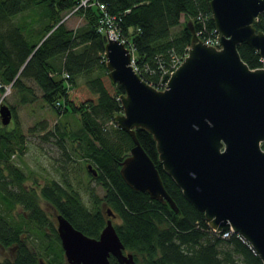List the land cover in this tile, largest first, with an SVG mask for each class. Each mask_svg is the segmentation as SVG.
<instances>
[{
    "label": "trees",
    "instance_id": "16d2710c",
    "mask_svg": "<svg viewBox=\"0 0 264 264\" xmlns=\"http://www.w3.org/2000/svg\"><path fill=\"white\" fill-rule=\"evenodd\" d=\"M82 1L0 0V98L10 85L20 103H31L35 92L26 83L30 81L50 110L76 116L79 129L73 137L57 126L48 135L60 138L65 159L78 157L96 171L93 176L87 169V175L103 187L104 195L99 199L89 191V210L64 176L62 182L34 180L27 185L29 175L12 161L24 152L25 140L16 111L8 106L13 125L0 122V252L7 253L0 256V264H40V260L62 264L55 214L98 238L108 209L119 220L115 230L124 249L140 256L142 264H262L236 235L222 239L212 234L203 213L183 197L163 170L147 130L135 129L137 140L154 162L178 212L165 201L133 190L120 175L133 141L122 128L113 126L115 116L122 113L124 90L111 80L106 67V18H113L119 39L132 51L138 75L158 88L191 45L189 23L200 40L215 37L209 0ZM70 11L83 19L74 30L60 22ZM254 26L264 32V13ZM238 52L249 68L262 67L258 52L247 44L238 45ZM73 91L79 100L72 97ZM67 139L71 147L66 152L63 142ZM42 201L53 210V220ZM110 264L118 263L111 258Z\"/></svg>",
    "mask_w": 264,
    "mask_h": 264
},
{
    "label": "water",
    "instance_id": "95a60500",
    "mask_svg": "<svg viewBox=\"0 0 264 264\" xmlns=\"http://www.w3.org/2000/svg\"><path fill=\"white\" fill-rule=\"evenodd\" d=\"M209 7L218 43L204 44L189 23L191 45L164 90L146 83L130 50L108 38L106 67L124 90L115 122L133 141L120 175L133 190L178 212L137 140L135 129L147 130L163 170L209 227L231 229L264 264V32L254 26L264 0H209ZM241 43L258 52L262 67L249 68L238 52ZM0 119L3 126L11 123L6 104L0 103ZM107 216L98 238H91L55 214L66 264H110V257L136 264L132 254H123L110 209Z\"/></svg>",
    "mask_w": 264,
    "mask_h": 264
},
{
    "label": "rangeland",
    "instance_id": "374dc122",
    "mask_svg": "<svg viewBox=\"0 0 264 264\" xmlns=\"http://www.w3.org/2000/svg\"><path fill=\"white\" fill-rule=\"evenodd\" d=\"M86 1L88 0H83L82 4ZM183 20L184 19L181 18V22H183ZM63 21H65L67 28L71 30H74L83 24L82 17L71 11L66 13L60 20V22ZM108 26L112 31L117 33V29L115 28V24L112 20H108ZM121 41L126 46L125 41L120 40V42ZM130 52L132 56V51ZM131 58L132 65L136 71L134 66V57L132 56ZM26 83L34 89L36 94H34L35 99L32 100L31 103H20L19 94L11 88L10 85L6 87L5 92L0 98V103L6 104L7 106L15 109L18 125L20 126V130L24 135L25 140L24 152L12 157V161L29 175L30 178L26 183L29 186L33 185L34 180L43 184L47 179H54L62 182V179L66 177L72 188L80 194L81 200L87 209L91 210L92 200L90 198L89 191H92L96 198L101 199L104 195L103 187L87 175V173H89L87 171L88 163L78 157L74 159L72 158L71 160H68L67 158L65 159V157H63V150L58 144L59 137H56L55 135H48V131L54 130L57 126V130H60L61 132L65 130L73 137L74 133L79 129L78 122L76 121L77 117L59 115L56 112H53L41 101L40 92L37 87L30 81ZM72 97L79 100L78 95H76L74 91L72 92ZM121 114L122 113H118L116 116ZM12 122L7 127H11L13 125ZM42 126H45L46 128L42 130ZM108 126H111L110 123ZM113 126L119 127L116 122ZM108 130H111V128ZM70 142L71 141H69V139L63 142L66 152L71 147ZM41 206L53 220V210L49 209L43 201L41 202ZM53 222L56 229L55 219ZM113 223L118 224L119 220L113 219ZM3 254L7 255V253H4L3 251L0 252L1 257H3ZM136 262L138 264H142V258L140 256L136 257ZM62 264H66L65 257Z\"/></svg>",
    "mask_w": 264,
    "mask_h": 264
},
{
    "label": "built area",
    "instance_id": "2783aa9c",
    "mask_svg": "<svg viewBox=\"0 0 264 264\" xmlns=\"http://www.w3.org/2000/svg\"><path fill=\"white\" fill-rule=\"evenodd\" d=\"M83 4H85V2H83ZM100 8L101 9H103V7L102 6H100ZM108 20H112L113 21V18H106V23L105 24H107V26H108ZM103 22V21H102ZM104 28L102 27V26H100L99 27V31H102ZM106 30H107V32H106ZM105 32H106V36H107V34H108V36H107V38H112V39H119V34H118V31H117V33H115L114 31H112L111 30V28L108 26L106 29H105ZM214 32H215V30H214ZM119 41H120V39H119ZM122 42V41H121ZM204 44H206V45H208V46H215L218 42H217V34H216V32H215V37H213V38H207L206 40H204V41H202ZM216 43V44H215ZM187 54V53H186ZM185 57V56H184ZM183 57V58H184ZM182 58V59H183ZM181 61L182 60H180V61H178L176 64H174L173 65V67H172V70L169 72V76H170V74L178 67V65L181 63ZM169 76L166 78V80L161 84V85H159V87L157 88V89H159V90H164L165 89V87H166V84H167V81H168V78H169ZM210 231L212 232V234L213 235H215V236H219V237H221L222 239H228L232 234H234L233 232H232V230L231 229H228V230H225V231H219V230H216V229H212V228H210ZM235 235V234H234ZM237 236V235H236ZM238 237V236H237ZM240 240H242L240 237H238ZM243 241V240H242ZM244 242V241H243ZM245 243V242H244Z\"/></svg>",
    "mask_w": 264,
    "mask_h": 264
},
{
    "label": "flooded vegetation",
    "instance_id": "af4514ba",
    "mask_svg": "<svg viewBox=\"0 0 264 264\" xmlns=\"http://www.w3.org/2000/svg\"><path fill=\"white\" fill-rule=\"evenodd\" d=\"M108 219V218H107ZM113 219H116L115 218V216L113 215V217H111V220H112V223H113ZM113 225H114V227H115V224L113 223ZM123 254L124 255H128V254H132L131 252H129V251H126L125 249L123 250ZM133 255V258H134V260H135V262H136V256L134 255V254H132ZM111 258H113V259H115L114 257H110V259ZM110 259H109V261H110ZM116 260V259H115ZM116 262H117V260H116ZM118 263V262H117ZM119 264V263H118ZM136 264H138L137 262H136Z\"/></svg>",
    "mask_w": 264,
    "mask_h": 264
}]
</instances>
